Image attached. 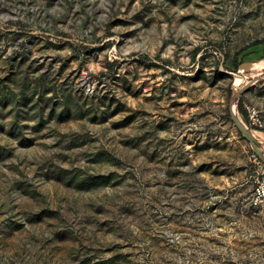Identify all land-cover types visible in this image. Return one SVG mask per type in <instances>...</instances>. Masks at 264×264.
Masks as SVG:
<instances>
[{"label":"rangeland","instance_id":"374dc122","mask_svg":"<svg viewBox=\"0 0 264 264\" xmlns=\"http://www.w3.org/2000/svg\"><path fill=\"white\" fill-rule=\"evenodd\" d=\"M263 40L264 0H0V264H264Z\"/></svg>","mask_w":264,"mask_h":264},{"label":"built area","instance_id":"2783aa9c","mask_svg":"<svg viewBox=\"0 0 264 264\" xmlns=\"http://www.w3.org/2000/svg\"><path fill=\"white\" fill-rule=\"evenodd\" d=\"M249 114L253 124L258 125L260 118L257 110L250 109ZM252 202L256 207H264V172L261 180L257 182V186L253 193Z\"/></svg>","mask_w":264,"mask_h":264},{"label":"trees","instance_id":"16d2710c","mask_svg":"<svg viewBox=\"0 0 264 264\" xmlns=\"http://www.w3.org/2000/svg\"><path fill=\"white\" fill-rule=\"evenodd\" d=\"M263 45H264V40L263 41H257L255 43L249 45L248 47H245L244 49H242L241 51H239L237 53L236 59H237L238 56H240L246 50H248V53H246L245 55L248 54L249 56H251V55H254V56L257 55V56H259L260 50L262 49ZM239 111H240V113L242 115H244L243 104H242L241 101L239 102Z\"/></svg>","mask_w":264,"mask_h":264},{"label":"crops","instance_id":"0c3cea01","mask_svg":"<svg viewBox=\"0 0 264 264\" xmlns=\"http://www.w3.org/2000/svg\"><path fill=\"white\" fill-rule=\"evenodd\" d=\"M260 58H264V46L262 47V49L260 50L259 56Z\"/></svg>","mask_w":264,"mask_h":264}]
</instances>
